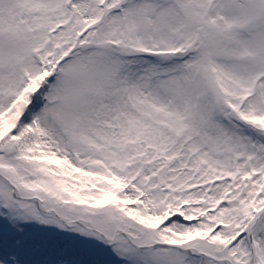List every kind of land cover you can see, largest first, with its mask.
I'll use <instances>...</instances> for the list:
<instances>
[{"label": "snow or ice", "instance_id": "snow-or-ice-1", "mask_svg": "<svg viewBox=\"0 0 264 264\" xmlns=\"http://www.w3.org/2000/svg\"><path fill=\"white\" fill-rule=\"evenodd\" d=\"M0 264H264V0H0Z\"/></svg>", "mask_w": 264, "mask_h": 264}]
</instances>
